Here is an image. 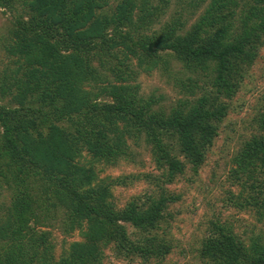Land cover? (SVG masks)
I'll list each match as a JSON object with an SVG mask.
<instances>
[{"label":"trees","instance_id":"16d2710c","mask_svg":"<svg viewBox=\"0 0 264 264\" xmlns=\"http://www.w3.org/2000/svg\"><path fill=\"white\" fill-rule=\"evenodd\" d=\"M148 2L135 13L133 0H0V264H100L106 249L121 264L187 263L171 233L182 193L167 186L193 181L218 137L264 45V0H196L202 11L180 34L181 16L141 32ZM171 60L188 74L175 81L185 97L139 98L138 72H167ZM256 105L220 199L234 212L203 223L192 264H264V235H252L264 226V95ZM133 147L148 153L145 173L101 176L132 162ZM120 187L139 190L117 206ZM57 217L80 237L53 240L54 259Z\"/></svg>","mask_w":264,"mask_h":264},{"label":"rangeland","instance_id":"374dc122","mask_svg":"<svg viewBox=\"0 0 264 264\" xmlns=\"http://www.w3.org/2000/svg\"><path fill=\"white\" fill-rule=\"evenodd\" d=\"M139 11L142 0H133ZM196 0H149L148 6L155 7V15L150 28L141 31L143 33L157 31L163 24H170L177 16H181L180 26H177V34L183 33L195 21L197 15L202 11V7L195 9L194 3ZM208 0H204L206 3ZM168 3L167 8L162 7L163 3ZM202 6V5H201ZM165 8V9H164ZM8 16L0 9V35L5 32ZM180 22V21H178ZM179 25V24H178ZM182 25V26H181ZM135 59H130V64L134 63ZM140 70V69H139ZM181 67L177 62L171 60L167 72L160 69H154L150 74H145L140 70L137 77L134 79L135 84L139 85L137 95L141 99H145L149 95L153 97H160V102L166 106L173 105L176 99L185 97V93L176 83L188 74L180 72ZM264 95V45L259 49L257 59L253 65L245 73L244 78L241 80L239 88L232 101L230 102V109L227 117L220 128L218 137L214 140L213 146L208 150L205 161L194 177L193 181H183L182 183L167 186V189L173 193L181 190L182 196L180 200L170 206V210L180 209L179 215L174 219L171 233L174 237L183 240L179 243L180 246L187 250L184 255V263L182 261L175 263V258L172 256L164 261V264H192V257L194 248H196V237L200 235L203 223L212 216L219 218L223 221V217L229 218L228 215L233 210L225 211L220 207V199L224 195V190L230 187L229 185V165L228 161L234 151L237 149L239 143L243 141L251 132L253 127L252 118L256 110V103L260 101V97ZM189 98V97H187ZM136 154L134 160L130 163L122 162L117 167H110L106 169L101 176H115L119 174H136L145 173L148 170L147 164H144L148 159L146 149L140 147L135 149ZM142 163V164H141ZM210 174L214 178L209 180ZM155 188V187H154ZM224 189V190H223ZM132 189L123 191L122 187L116 189L114 192L113 203L117 206L121 205L125 197L131 196L132 193L138 191ZM0 201L8 200V193L0 194ZM124 198V199H121ZM218 212L222 215L219 216ZM230 214H229V213ZM239 218L247 219V215H241ZM62 217H57L54 221V227L47 228L52 234L51 243L57 240L58 244L62 242L68 244L69 241L75 240L79 236V230L75 227L69 232H65L62 227ZM251 223L250 220H247ZM67 226V224H66ZM254 232L252 235H264V226L259 225L257 228L252 227ZM233 232L236 236L243 231L233 224ZM78 239V238H77ZM55 245V244H54ZM60 247V248H59ZM61 246L55 245L53 248L54 259L58 257L61 251ZM104 248H102L103 250ZM101 250V251H102ZM119 260L109 252L108 249L103 251L100 264H121Z\"/></svg>","mask_w":264,"mask_h":264}]
</instances>
